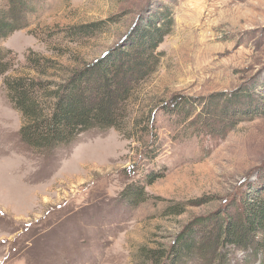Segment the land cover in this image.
Here are the masks:
<instances>
[{"label": "rangeland", "instance_id": "374dc122", "mask_svg": "<svg viewBox=\"0 0 264 264\" xmlns=\"http://www.w3.org/2000/svg\"><path fill=\"white\" fill-rule=\"evenodd\" d=\"M28 1L27 25L2 42L14 65L0 76V264H156L151 251H168L202 219L235 214L243 193L264 190V0ZM165 15L172 26L128 103L126 136L93 130L53 152L23 142L7 76L54 88ZM34 52L39 70L28 61ZM177 96L196 101L186 118L158 113ZM210 98L231 111L213 146L189 125ZM141 185L143 201L130 200L127 189ZM222 249L226 264L262 259ZM203 256L178 264H205Z\"/></svg>", "mask_w": 264, "mask_h": 264}, {"label": "trees", "instance_id": "16d2710c", "mask_svg": "<svg viewBox=\"0 0 264 264\" xmlns=\"http://www.w3.org/2000/svg\"><path fill=\"white\" fill-rule=\"evenodd\" d=\"M16 2L14 0L8 10L0 9V76L14 65L9 57L12 50L5 49L2 42L28 23L24 16L30 11L29 1L23 0L19 5ZM161 23L142 29L138 27L125 41L100 58L71 71L62 83L53 84L54 88L29 77L7 76L4 85L8 97L23 120L20 129L23 142L38 152H53L61 146L72 145L83 134L93 130L115 128L126 136L128 103L134 91L158 65L162 52L157 50L172 26L166 15ZM93 26H84L78 31L91 33ZM40 58L35 52L28 57V61L34 62L35 70L40 69ZM211 98L191 117L189 125L192 131L213 146V138L220 134V126L227 121L223 115H231V111L228 106H218V99ZM195 102L192 98L177 96L162 105L158 113L165 110L186 118L185 111ZM212 106L215 107L212 109ZM211 116H217L215 121L210 119ZM148 130L142 128L141 138ZM130 187L128 191L134 189L130 200L142 202L144 185ZM238 209L235 214L225 209L213 218L202 219L199 227L196 225L189 230L168 251H151L149 260L156 264L165 260L168 261L165 264H178L204 255L201 259L205 264H214L218 260L219 264H226L227 255L222 248L233 245L250 252L253 257L262 258L260 264H264V190L243 193ZM197 230H200L202 239L195 236Z\"/></svg>", "mask_w": 264, "mask_h": 264}]
</instances>
